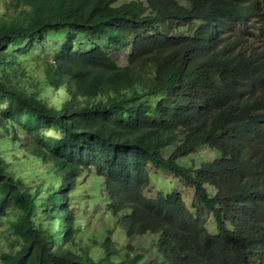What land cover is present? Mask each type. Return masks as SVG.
I'll return each instance as SVG.
<instances>
[{"label":"trees","instance_id":"1","mask_svg":"<svg viewBox=\"0 0 264 264\" xmlns=\"http://www.w3.org/2000/svg\"><path fill=\"white\" fill-rule=\"evenodd\" d=\"M118 2L0 0V264H264V48L249 40L264 43V0ZM64 33L37 70L36 45ZM11 135L48 165L37 186L3 157ZM204 146L214 157L194 158ZM152 170L191 205L146 195ZM83 178L91 203L103 182L123 249L110 226L76 248Z\"/></svg>","mask_w":264,"mask_h":264},{"label":"rangeland","instance_id":"2","mask_svg":"<svg viewBox=\"0 0 264 264\" xmlns=\"http://www.w3.org/2000/svg\"><path fill=\"white\" fill-rule=\"evenodd\" d=\"M128 1V0H119L118 3ZM2 5V4H1ZM1 7V6H0ZM66 33L63 35H50L45 34L44 40L41 44L36 45V53L30 57V60H37L38 67L37 70H41L43 68L42 62H51L52 61V55L54 52L58 51V48L66 38ZM256 35H251L249 38L250 44L252 46L258 45L260 48H264V43L258 42V40L255 38ZM83 39L81 41V47L77 45V42H75V48H81V49H87L88 42L90 41V37L87 35H83ZM259 48V49H260ZM112 56L113 58L120 60L122 62V59L126 57L128 53V48L126 47H119L115 48V45L111 47ZM264 52V50H263ZM35 73V72H33ZM36 75H40L41 72L35 73ZM8 121H6L7 123ZM10 126V125H9ZM5 124L1 125V137L2 139L6 137L5 133ZM12 130V129H11ZM14 131H11L13 133ZM20 134L21 131H18ZM13 138V135L9 137V142L2 143L3 147L2 150L4 152L3 157L10 163V169L13 171L16 175L23 176L24 180H26L27 183H29L31 186H37L38 184L42 183V178L39 177L40 173L48 168V165L45 164L44 161L37 160L33 155H28L29 151L27 152V149L23 148V137L21 135L17 136L16 142ZM1 141V140H0ZM215 151L209 149L207 146L198 148L193 155L194 158L200 157L203 160H210L212 157H214ZM199 158V159H200ZM27 166L28 169H25ZM26 172V174H25ZM152 175H154V180L150 182L149 190L145 191V194L148 196H154L158 191L160 190H171L174 189L175 191L179 192L182 198L184 199L187 206L191 205L192 201L194 200V190L192 188L186 187L184 183L178 179H175L172 177L170 173H167L165 171H158V170H152ZM25 175V176H24ZM28 175V176H26ZM89 180L86 178H83L81 182L79 183V188L76 189V193H74L75 197L78 198L77 205L75 206L76 211L78 213L77 221L79 222V225L77 227H80V230L82 234L74 235V238H78L74 244L76 248L78 249L80 246H85L89 241L95 242L96 240L100 241L102 238H99L96 234L100 231H103L109 226L113 230V236H116V242H118L119 246L123 249L124 244L127 242V237H124V232H122L121 228L118 226H112L111 223H113V219L107 218L105 216V212L102 209L104 207V201L106 200L105 197V190L103 187V182L100 181L98 191L94 195V202L91 203L90 201V190H89ZM52 185V181H49V186ZM50 194L44 193V199L49 200ZM202 214L205 213V211H201ZM39 221H42L39 220ZM7 226V223L4 222ZM209 231L213 232L214 227L213 224L210 223ZM4 230V228L2 229ZM54 237H55V244H57L56 239H58L57 231H56V222L54 220ZM152 240V235H146V236H140L137 238H134L131 243L133 246H142V243L150 242ZM139 248V247H138ZM93 252H101L100 248H91ZM122 252V250H121ZM149 254H152V252H149Z\"/></svg>","mask_w":264,"mask_h":264}]
</instances>
